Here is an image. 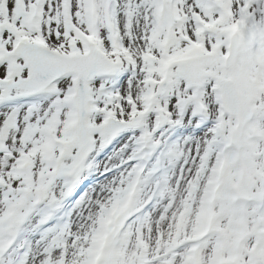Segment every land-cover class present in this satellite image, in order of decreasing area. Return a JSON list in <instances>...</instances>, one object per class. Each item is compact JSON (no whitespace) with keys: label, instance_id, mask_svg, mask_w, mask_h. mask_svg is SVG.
<instances>
[{"label":"snow or ice","instance_id":"1","mask_svg":"<svg viewBox=\"0 0 264 264\" xmlns=\"http://www.w3.org/2000/svg\"><path fill=\"white\" fill-rule=\"evenodd\" d=\"M0 264H264V0H0Z\"/></svg>","mask_w":264,"mask_h":264}]
</instances>
